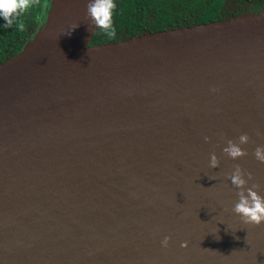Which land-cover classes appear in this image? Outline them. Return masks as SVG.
<instances>
[{"label": "water", "instance_id": "water-1", "mask_svg": "<svg viewBox=\"0 0 264 264\" xmlns=\"http://www.w3.org/2000/svg\"><path fill=\"white\" fill-rule=\"evenodd\" d=\"M88 3L0 64V264H264L226 178L264 195V8L89 45Z\"/></svg>", "mask_w": 264, "mask_h": 264}, {"label": "clouds", "instance_id": "clouds-1", "mask_svg": "<svg viewBox=\"0 0 264 264\" xmlns=\"http://www.w3.org/2000/svg\"><path fill=\"white\" fill-rule=\"evenodd\" d=\"M36 0H0V18L5 21V26L11 27L14 22L17 23L19 30L24 29V24L20 22L22 17L32 6ZM117 5L115 0H89L86 5V15L90 21V26L95 25V28L103 30L109 37L116 36V28L113 23V14ZM78 25H75L73 30ZM215 91V89H213ZM260 133H257L259 135ZM205 142L208 137H205ZM250 137L247 133L239 135L237 140H227L226 146L223 147L222 152L225 156L232 160H237L248 155L246 149L242 145L248 144ZM254 158L264 163V145H258L253 151ZM220 160L215 152L210 154L209 167L216 169L219 167ZM226 178L230 180L231 185L235 188L237 201L234 203L231 211L239 216L241 221L245 224L260 225L264 223V195L259 194V185L252 183V174L245 171L239 164L233 166V170L227 174ZM227 211V209H225ZM170 237L165 236L161 241V247L167 248L169 246ZM181 247H187L186 243H182Z\"/></svg>", "mask_w": 264, "mask_h": 264}, {"label": "trees", "instance_id": "trees-1", "mask_svg": "<svg viewBox=\"0 0 264 264\" xmlns=\"http://www.w3.org/2000/svg\"><path fill=\"white\" fill-rule=\"evenodd\" d=\"M134 2L140 4L141 0H134ZM115 3L117 7L114 10L113 23L116 28V36L109 38L103 30L96 28L90 45L110 43L131 35L171 30L176 25L190 26L203 23L220 17L219 12L226 0H148L140 6L141 11L136 10L132 4L123 5L119 0H116ZM134 14L136 20H132ZM22 17L27 18L26 14ZM22 17L20 22H22ZM1 30L7 34L10 33L12 38L14 34H21L18 36V40L23 37L22 34L26 33L19 30L16 22L11 27L6 26ZM15 40L16 38L11 39L12 42ZM24 42L22 41L21 44ZM19 49H21V45Z\"/></svg>", "mask_w": 264, "mask_h": 264}, {"label": "flooded vegetation", "instance_id": "flooded-vegetation-1", "mask_svg": "<svg viewBox=\"0 0 264 264\" xmlns=\"http://www.w3.org/2000/svg\"><path fill=\"white\" fill-rule=\"evenodd\" d=\"M119 1L123 5L132 4L134 5L136 10L141 11L140 6L148 0H141L140 4L137 2H134V0H119ZM51 2L52 0H36V3H34L33 6L25 13L27 18L24 19L22 17V22L27 26V27L26 26L24 27L23 33L24 32L26 33L22 34L23 37L20 38V40H18V36H20L21 34H14L13 38H16L14 42L11 41V39L13 40V38L11 37L10 33L7 34L5 32H2L1 29H3L6 26H5V21L2 18H0V64L9 60L13 56H15L17 53H19L21 49L30 40H32L35 37V35L42 29L44 23L46 22L47 14L51 7ZM262 8H264V0H226V3H224V5L222 6L219 12L220 17L213 18L206 22L213 21L216 19L234 18V17L247 14L248 12L255 11L257 9H262ZM132 18H133L132 20L137 19L135 17V14L132 16ZM197 24H201V23H197ZM190 26H193V25H190ZM181 27H188V26L176 25L173 29L181 28ZM25 29H28V30H25ZM161 31H165V30H161ZM132 36H136V35H131L129 37H132ZM127 38H123V39L121 38V39L115 40L114 42L121 41ZM22 41H25L24 44H21ZM20 45H21V49H19ZM93 45H97V44H93Z\"/></svg>", "mask_w": 264, "mask_h": 264}]
</instances>
